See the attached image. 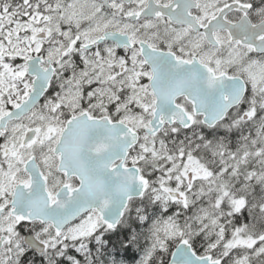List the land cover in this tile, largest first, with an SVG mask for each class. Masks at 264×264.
<instances>
[{"label":"snow or ice","instance_id":"1","mask_svg":"<svg viewBox=\"0 0 264 264\" xmlns=\"http://www.w3.org/2000/svg\"><path fill=\"white\" fill-rule=\"evenodd\" d=\"M0 264H264V0H0Z\"/></svg>","mask_w":264,"mask_h":264}]
</instances>
